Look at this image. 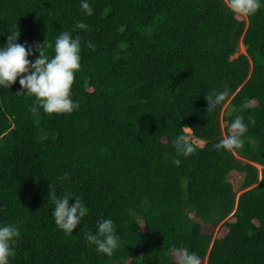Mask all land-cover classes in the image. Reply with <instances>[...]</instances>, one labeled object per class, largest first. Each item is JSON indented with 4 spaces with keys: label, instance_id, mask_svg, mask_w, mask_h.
I'll use <instances>...</instances> for the list:
<instances>
[{
    "label": "trees",
    "instance_id": "16d2710c",
    "mask_svg": "<svg viewBox=\"0 0 264 264\" xmlns=\"http://www.w3.org/2000/svg\"><path fill=\"white\" fill-rule=\"evenodd\" d=\"M85 2L92 16L82 0H0V49L20 32L34 63L35 45L47 40L51 58L61 33L81 39L72 114L32 111L19 78L0 87V226L20 232L9 264H175L173 246L202 264H264V6L243 18L225 0ZM225 87L208 113L207 94ZM236 116L243 147L215 149ZM184 127L203 143L188 157L173 145ZM50 184L88 209L70 234ZM104 219L119 237L111 257L85 239Z\"/></svg>",
    "mask_w": 264,
    "mask_h": 264
},
{
    "label": "clouds",
    "instance_id": "9594fccd",
    "mask_svg": "<svg viewBox=\"0 0 264 264\" xmlns=\"http://www.w3.org/2000/svg\"><path fill=\"white\" fill-rule=\"evenodd\" d=\"M228 9L237 17H250L255 15L261 8V0H225ZM82 10L88 15H93V9L82 0ZM76 29L87 30L88 25L77 22ZM20 32L12 31L7 37L6 47L0 49V87L10 88L19 78V83L27 95L34 97L35 103L32 111L41 108L49 115L72 114L79 109V103L72 98V87L75 82V74L81 68V39L73 37L72 33L65 31L54 41V55L49 58L45 53L48 47L47 40L44 45H35L39 57L33 63L28 59L33 54L31 48L17 43ZM88 47L95 50L89 42ZM229 97V89L213 91L207 94L208 113L221 105ZM254 123V121H252ZM183 134L176 137L173 145L177 156L188 157L195 153L200 146L188 134L189 127H184ZM248 131L243 116H236L228 127L225 135L214 145L217 150L234 151L241 149L244 144L243 137ZM173 163L179 166L180 159H174ZM49 199L55 205L53 216L56 225L65 233H72L87 214L88 209L80 199L70 205L71 193L57 197L56 189L50 184ZM20 237L19 229L14 224L0 226V264H9V258L15 255L13 245ZM85 239L100 253L111 257L119 247V237L116 235L114 223L110 219H104L97 224V232L85 235ZM168 255L174 259L175 264H202L200 257L189 252L186 248L170 247Z\"/></svg>",
    "mask_w": 264,
    "mask_h": 264
},
{
    "label": "rangeland",
    "instance_id": "374dc122",
    "mask_svg": "<svg viewBox=\"0 0 264 264\" xmlns=\"http://www.w3.org/2000/svg\"><path fill=\"white\" fill-rule=\"evenodd\" d=\"M239 51L241 53H244L245 52V47L243 45H241ZM223 124L225 125L226 123L224 122ZM188 132L191 134V131L190 130H188ZM197 142L199 144H203L202 141H197ZM229 180L233 183L235 190L240 193L241 185H242L243 180H244V174L241 173V172H238V171H232L229 174ZM224 232L225 231H224L223 225L222 226H218L215 229V234L216 235H222Z\"/></svg>",
    "mask_w": 264,
    "mask_h": 264
}]
</instances>
